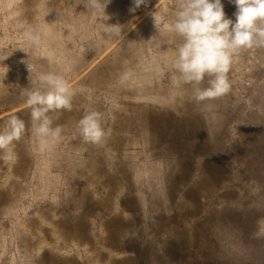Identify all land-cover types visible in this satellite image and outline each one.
<instances>
[{
    "label": "rangeland",
    "instance_id": "obj_1",
    "mask_svg": "<svg viewBox=\"0 0 264 264\" xmlns=\"http://www.w3.org/2000/svg\"><path fill=\"white\" fill-rule=\"evenodd\" d=\"M0 4V127L13 114L25 123L12 160H0V195L17 190L1 205L0 264H264V48L241 50L230 92L197 103L171 69L181 40L164 26L176 0L135 11L133 0H111L106 13L84 0ZM222 4L234 21L236 6ZM50 71L76 94L70 111L49 113L62 134L45 150L25 99ZM90 110L100 144L77 133ZM25 232L44 241L40 254Z\"/></svg>",
    "mask_w": 264,
    "mask_h": 264
},
{
    "label": "clouds",
    "instance_id": "obj_2",
    "mask_svg": "<svg viewBox=\"0 0 264 264\" xmlns=\"http://www.w3.org/2000/svg\"><path fill=\"white\" fill-rule=\"evenodd\" d=\"M110 2L84 0L83 5L99 13L105 12ZM230 2L236 6L234 21L226 17L222 0H176L172 13L174 19L164 26L165 31L181 40L176 45V55L171 63V69L177 73L175 82L177 85H191V98L197 103L219 99L230 92L228 73L233 58L241 50L264 48V0ZM133 3L130 11L146 4L147 0H133ZM158 27L156 25L157 30ZM103 30L105 33L119 32V29L110 27ZM25 38L32 45H39L42 36L38 30L29 29L25 31ZM168 43L175 44V41ZM131 77V70H126L120 81L125 83ZM206 78L207 86H202ZM75 94L66 79L53 71L40 75L38 86L26 93L25 103L30 109L34 135L45 150L53 149L62 134L60 126L52 127L49 113L70 111ZM24 130V121L15 114L0 127V160H12L13 145L22 138ZM77 133L85 143L100 144L105 138L100 113L88 111L78 121Z\"/></svg>",
    "mask_w": 264,
    "mask_h": 264
},
{
    "label": "bare ground",
    "instance_id": "obj_3",
    "mask_svg": "<svg viewBox=\"0 0 264 264\" xmlns=\"http://www.w3.org/2000/svg\"><path fill=\"white\" fill-rule=\"evenodd\" d=\"M10 1V3H11V1L12 0H9ZM1 5V4H0ZM2 46V44L0 43V47ZM11 173V172H10ZM214 174V176H213V180H215L216 182H217V185H221V183L223 182V178H224V173H222L221 172V169H219L218 168V172H214L213 173ZM17 193V190H16V185L15 186H12V187H9L8 188V190L5 192V193H1L2 195H0V212L2 211V207H1V205L3 204V202H7L8 200H10L13 196H15V194ZM192 194H193V196H199V194L198 193H196V191H192ZM42 198H44V196H42ZM40 199L41 201H48V200H51V198H44V199ZM39 200V199H38ZM236 200L237 201H241L240 199H237L236 198ZM98 202V201H97ZM241 202H243V201H241ZM44 212V211H43ZM46 213V212H45ZM117 219H119V218H115V221L117 220ZM34 220H37V219H34ZM118 221V220H117ZM115 223H117V222H115ZM39 234H37V236H38ZM67 235V236H66ZM65 235V239H67V238H69V237H76V234H73V235H71V234H66ZM36 236V235H35ZM35 236H33V235H31V234H26V232L25 233H23L22 235H20V237L23 239H25V240H27L28 242H30V243H34V242H37V253L38 254H40V252L42 251V249L44 248V244H43V240L42 239H40V237L38 238V239H36V237ZM61 240L60 238L58 239L57 238V248L59 247V248H62V250H64V251H70V252H72V251H74L75 250V247H69V243H67L66 242V240ZM39 240V241H38ZM67 246V247H66ZM63 248H65V249H63ZM1 246H0V251H1ZM47 252V251H46ZM61 252H63V251H61ZM38 254H36V255H38ZM45 254H43V256H44ZM40 256V255H39ZM12 262H15L16 261V259L15 260H11ZM208 261H211L210 259L208 260ZM200 263V262H199ZM206 264H212L211 262H208V263H206Z\"/></svg>",
    "mask_w": 264,
    "mask_h": 264
}]
</instances>
